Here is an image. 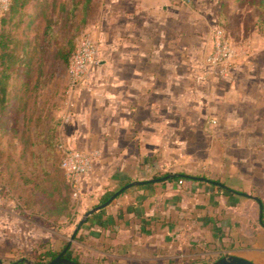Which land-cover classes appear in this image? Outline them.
I'll list each match as a JSON object with an SVG mask.
<instances>
[{
  "label": "crops",
  "instance_id": "1",
  "mask_svg": "<svg viewBox=\"0 0 264 264\" xmlns=\"http://www.w3.org/2000/svg\"><path fill=\"white\" fill-rule=\"evenodd\" d=\"M106 5L111 30L103 22L93 79L60 100L53 116L65 146L96 151L77 216L123 184L155 179L168 156L181 160L183 130L198 120L211 129L220 103L230 107L227 120L243 118V162L219 163V175L208 179L127 188L87 217L73 251L96 264H211L229 255L264 264V35L243 34L242 92L238 80L206 74L210 30L198 29L194 10L173 0ZM9 127L0 120L3 134Z\"/></svg>",
  "mask_w": 264,
  "mask_h": 264
},
{
  "label": "rangeland",
  "instance_id": "2",
  "mask_svg": "<svg viewBox=\"0 0 264 264\" xmlns=\"http://www.w3.org/2000/svg\"><path fill=\"white\" fill-rule=\"evenodd\" d=\"M20 1L22 0H19L18 4ZM23 1H25L23 7L17 8L15 13L11 12L7 15L8 20L12 16L10 22L2 24L0 20V27L4 26V33L8 35L6 38L10 39L8 47L14 48L13 57L9 61L12 62L11 68L3 72L2 75L0 74V81L4 83L6 81V88L10 91V96H13L14 92H18L17 98L11 100V110L4 115L0 114L8 120L10 126V129H6L7 132L4 134L0 128V148L2 146L4 149L8 146L11 150L8 151L11 154L10 160L15 161L17 156L21 160V162H6V160L2 162L3 171L0 175V259L3 264L48 261L44 252L51 250L58 254L70 240L81 219L80 216H77L79 197L73 196V191L70 193L66 190L65 181L67 179L60 165L62 151L59 146L64 145L60 135L58 134L55 140L57 146L52 155V162L50 164H38L37 162H29L27 152L32 148V145L30 147L25 145L24 137L20 133L22 131L21 102L28 100L26 98L31 100L33 97L28 91L29 87L33 85L34 79H37L35 66L45 61V56L35 49L38 36H41L46 24L45 19H50L52 32L50 44L53 40V45L64 50H71L75 46L74 53L78 50L82 39H89L99 50L100 44L104 41L102 39L103 22L106 21L105 27L109 33L111 30V22H107L105 18L110 12L109 5H106L108 0ZM173 1L182 3L186 11L194 10L192 14L199 16L198 29L202 30L203 33L210 30V40L212 33L217 28L224 30L235 53L231 62L230 76L226 79L238 80L243 92V34L246 36L264 35V0ZM39 2H41L40 5H45V9L42 11L40 19H35L30 23L31 18L28 15L33 14L35 4ZM62 3H65L67 8H61L60 4ZM89 7H91L90 11H88ZM2 14L3 12L0 11V16ZM17 21L23 23L16 26ZM53 35L55 36L53 37ZM26 37L29 38V41L31 40L28 48L26 47L29 55L25 59L29 60L32 57L33 63L31 65H34V68L31 71L27 70L28 63L24 67L22 63L18 62L19 57L16 55L19 48L16 41ZM211 47L212 42L209 44L208 54L211 52ZM102 56L98 53L99 58ZM46 63H48L46 69L52 70L51 80L46 88L39 91L41 101L47 98L52 99L54 108L50 114L54 116L56 111L62 108L63 103H60V100H64L67 95H75L74 92L78 91L81 86L88 87L89 82L93 79V72L88 71L86 77L85 72L82 74L75 73L72 69L75 60L72 57L68 65L59 59H53V61L50 59ZM5 74L7 78H4ZM81 78L82 80L86 79L85 82H82L84 85L73 86V83H77V80ZM2 103L3 101L0 100V106ZM217 107V111L221 115V118L216 120L217 123L211 129L204 130L201 125L206 120H198L193 127L184 129L180 136L185 151L181 160L175 162L176 159L173 156V158L168 156L163 161V165L159 166L151 176L161 172H185L191 175L216 177L219 175V163L243 162V118L235 120L234 124L233 121L225 118L230 107L224 103H220ZM237 109L243 112V104L237 106ZM52 126L57 127L56 119H54ZM91 152L96 154L95 150H91ZM56 189L60 191L61 197L55 202L51 197ZM54 196L56 199L58 198L56 194ZM73 242L74 239L66 252L69 258L77 259L80 264H96L93 258L74 252L72 249Z\"/></svg>",
  "mask_w": 264,
  "mask_h": 264
},
{
  "label": "trees",
  "instance_id": "3",
  "mask_svg": "<svg viewBox=\"0 0 264 264\" xmlns=\"http://www.w3.org/2000/svg\"><path fill=\"white\" fill-rule=\"evenodd\" d=\"M18 1L19 0H10L7 9L4 10L3 14L0 16L1 17L0 20L2 24L4 23L6 24L7 22H10L12 20V19L10 20L12 16L9 17V20L8 18H6L7 15H9V13L11 12L15 13L17 11V8H21L24 6L25 1L22 0L20 1L19 4H18ZM65 3L60 4V7L64 9L66 7ZM40 4L41 2L36 3L34 7V11L32 12L33 14L28 15L31 18L30 23H32L33 20L35 19H38V18L40 19L42 11L45 9V5L42 6ZM89 8L90 9H88V11L91 10V7ZM68 12H71V11L68 10ZM45 21H46L45 22L46 24L43 27L41 36L40 37L38 36L39 39H38V42L36 43V48H35L37 52L40 51L41 54L45 56V59H44L45 61L35 66V74H37V79H34L33 85L29 87V91H28V93L33 95V97L31 98V100L30 98H26L28 100L23 101V103L21 102V109H22L21 110L22 112L21 135L24 137L23 142L25 143V145L29 147L32 145V148H30L27 152L29 162H37L38 164H50L52 162V155L57 146V143L55 142V140L58 137V131H57L56 126H52L54 122V117L50 114L51 110H53L54 108L52 99L47 98L44 101H41L40 91H42L44 88H46L49 85L50 80H51V75H52V70L48 68L46 69L47 67L46 64H48L46 62H48L50 59L51 61H53V59H59L65 62L66 65H68L71 57L74 54V50H75V46L71 48V50H64V49H61L60 47H56L55 45H53V42H54L53 40H52V43L50 44L49 41H51V38H52L51 24L49 23L50 19L48 20L45 19ZM21 23L23 22L17 21L15 24L16 26H19ZM6 36L8 35L4 33V26L2 25L0 27V74L1 75L3 74V72L8 71L11 68L12 62H9V61L13 57V52H14V48L11 49L10 47H8V43L10 42V39L8 40V37L6 38ZM54 36L55 35H53V37ZM28 39L26 37L25 39L23 38V40L21 39V40L16 41V45L19 44L18 45L19 48L17 49L16 55H18L19 57L18 62L22 63L24 67L27 66V63H28L29 66H27V70L31 71L34 68V65H31L33 63L32 57L30 56L31 58H29V60H25L26 56L29 55L27 46L30 45V42H31V40L29 41ZM31 54H32V51H31ZM4 78H7L6 74L4 75ZM0 83H1L0 84L1 86L0 100L1 102L3 101L2 105L0 106V114L4 115V113L11 110V104H10L12 102L11 100H14L17 98L18 92H14V95L10 96L9 95L10 91L7 90L6 88L7 87L6 81L5 83L0 81ZM36 90L38 91L40 90V91L38 92ZM17 107H19L18 104H17ZM0 117H1L0 119L1 121L6 120V118L4 119L2 115ZM8 151H11L8 146H6V148L4 149L1 146L0 148V175L3 171V163H2L3 161L5 162L6 160V162H10V161L11 162L12 161L21 162V160L19 159V156L15 158V161L12 159L10 160L11 154ZM171 174H174V176H171ZM167 176L169 177L166 180H171V179L181 180V179H187V178L193 177L191 174H188L185 172H177V173L161 172L158 174H154L152 178L163 180L162 178L167 177ZM200 177H202L203 179H208L206 175H200ZM65 183H66V190L72 193L73 189H72L71 184L68 181H65ZM146 184L147 186H151L153 183L148 182ZM123 185H121L120 188ZM125 190L119 192L114 198H112V196L117 191L109 192L108 194L101 197L97 205H100L105 202H107V205L110 204L115 198H117ZM226 190H230V189L226 188ZM54 194L57 195L58 197L57 199L55 198ZM60 197H61V193L60 191H58V189H56V192L52 193L51 198L56 202L58 201ZM65 199L67 200V198ZM258 203L260 205V224L264 227V201L261 198H259ZM57 212H60V210H57ZM77 232L75 233V236H74L75 238H76ZM76 239L78 240V237ZM79 240H82V236L79 237ZM44 255L49 260V259L54 258L57 254L51 250H46L44 252ZM73 260L79 263L77 259H73Z\"/></svg>",
  "mask_w": 264,
  "mask_h": 264
},
{
  "label": "built area",
  "instance_id": "4",
  "mask_svg": "<svg viewBox=\"0 0 264 264\" xmlns=\"http://www.w3.org/2000/svg\"><path fill=\"white\" fill-rule=\"evenodd\" d=\"M9 2L10 0H0V11L6 10ZM211 42V52L205 55L203 61L205 72L213 77L227 78L231 73V62L235 55L234 49L229 44L224 30L221 28H217L212 33ZM98 51L89 39H82L78 50L72 56L75 60L72 67L74 72L81 74L85 72L86 77V73L99 63ZM85 80L78 79L77 83H73V86L84 85L82 82H85ZM65 120L69 121V117L66 116ZM59 147L62 151L61 168L65 172L67 181L72 186L73 196H79L82 179L91 169L94 154L69 148L65 145ZM179 183H182V180H179Z\"/></svg>",
  "mask_w": 264,
  "mask_h": 264
},
{
  "label": "water",
  "instance_id": "5",
  "mask_svg": "<svg viewBox=\"0 0 264 264\" xmlns=\"http://www.w3.org/2000/svg\"><path fill=\"white\" fill-rule=\"evenodd\" d=\"M171 176H174V174H171ZM169 176L162 178L163 180H166ZM160 179H149V180H137V181H132V182H128L125 185H123L117 192H115V194L112 196V198H114L119 192L133 186V185H140L143 183H147V182H154V181H158ZM257 200V198H255ZM107 205V202L102 203L100 205L94 206L93 208L89 209L87 212L84 213L83 217L81 218V220L78 222V224L76 225V228L74 229L73 234L70 237V240L67 242V244L64 246V248L52 259L43 262V263H30L27 262V264H79L77 262H75L73 259L69 258L66 255L67 250L70 247L71 241L73 240L75 233L79 230L80 226L86 221L87 217L93 213L94 211L105 207ZM0 264H3L2 260L0 259ZM211 264H254L253 262L239 257V256H235V255H229V256H223L220 257L218 259H216L215 261H213Z\"/></svg>",
  "mask_w": 264,
  "mask_h": 264
},
{
  "label": "flooded vegetation",
  "instance_id": "6",
  "mask_svg": "<svg viewBox=\"0 0 264 264\" xmlns=\"http://www.w3.org/2000/svg\"><path fill=\"white\" fill-rule=\"evenodd\" d=\"M50 260V259H49ZM13 264V263H12Z\"/></svg>",
  "mask_w": 264,
  "mask_h": 264
}]
</instances>
